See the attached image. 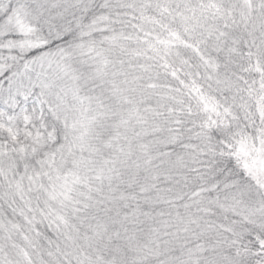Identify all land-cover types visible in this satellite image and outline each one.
Returning a JSON list of instances; mask_svg holds the SVG:
<instances>
[{"label":"snow or ice","instance_id":"6c2138e0","mask_svg":"<svg viewBox=\"0 0 264 264\" xmlns=\"http://www.w3.org/2000/svg\"><path fill=\"white\" fill-rule=\"evenodd\" d=\"M0 264H264V0H0Z\"/></svg>","mask_w":264,"mask_h":264}]
</instances>
